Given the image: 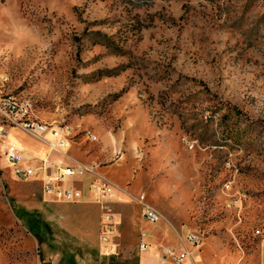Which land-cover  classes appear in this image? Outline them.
I'll list each match as a JSON object with an SVG mask.
<instances>
[{
  "label": "rangeland",
  "instance_id": "1",
  "mask_svg": "<svg viewBox=\"0 0 264 264\" xmlns=\"http://www.w3.org/2000/svg\"><path fill=\"white\" fill-rule=\"evenodd\" d=\"M104 68L112 73L97 77ZM6 93L36 119L71 127L81 160L125 182L135 214L144 193L178 230L198 231L195 264H264L254 231L264 226V0H0ZM0 122V264H65L82 251L92 263L94 241L98 256L111 255L99 210L91 220L89 207L43 195L39 172L15 177L6 144L42 142ZM169 222L141 226L168 228L178 248ZM127 244L134 262L140 250Z\"/></svg>",
  "mask_w": 264,
  "mask_h": 264
},
{
  "label": "built area",
  "instance_id": "2",
  "mask_svg": "<svg viewBox=\"0 0 264 264\" xmlns=\"http://www.w3.org/2000/svg\"><path fill=\"white\" fill-rule=\"evenodd\" d=\"M30 107L31 104L17 100L13 93L0 94V118L4 122L22 128L31 136L44 142L50 151L67 155L72 159V163L59 165L50 162L47 157H42L38 164H33L31 161L36 156L24 152L17 144L8 142L5 147V154L13 174L17 178H25L41 172L42 193L57 201H76L81 194L80 189L75 186L72 179L69 180L67 185H61L60 183L64 179L70 176L87 177L94 202L99 208V242L102 246V253H117V242L114 238L119 236L120 232L116 228L113 202L119 193L126 194V189L100 171L96 163L72 157L65 151L68 145L67 135H71V127H66L61 125V122L55 121L44 123L30 114ZM5 135L6 127L3 122H0V138L5 137ZM88 136L90 137L89 133ZM49 167H52V172L48 171ZM133 199L140 205L141 215L145 221L150 223H157L161 220L169 222L163 212L146 199L144 193L134 195ZM233 202H235L234 198L228 199L226 204L231 205ZM170 226L175 232L181 248L175 250L170 246H166L163 248V253L169 255L174 264H195L192 258L191 246L200 244L201 235L193 229L180 231L171 223ZM254 231L258 235H264V226H258ZM138 234V248L144 250L150 244L147 240L149 233L142 228ZM220 264L250 263L239 259L235 263L222 262Z\"/></svg>",
  "mask_w": 264,
  "mask_h": 264
},
{
  "label": "crops",
  "instance_id": "3",
  "mask_svg": "<svg viewBox=\"0 0 264 264\" xmlns=\"http://www.w3.org/2000/svg\"><path fill=\"white\" fill-rule=\"evenodd\" d=\"M6 132H7V128H6ZM21 149H23L24 152H26L30 155L36 156V158H34L31 161L33 164H38L40 161V158H42V157H47L50 162H53V163L59 164V165H67V164L72 163V159L70 157H68L67 155H64L62 153L56 152V151H50L44 142H42L38 148H32L29 150L24 149V148H21ZM65 151L72 157H76L78 159H81L82 156H84L86 158L85 155H83L82 153H79L75 150V146L73 143H71V141L70 142L68 141V145H67ZM119 158H121V156H119ZM52 170H53L52 167L48 168L49 172H52ZM39 174H40L39 178L41 180L42 174H41V172H39ZM70 179L73 180V183H74V181L78 182L79 185H76L75 183L74 184L81 191L79 199L74 201L75 203L73 204V206L75 208L80 209V210L85 209V207H89V209H91V216H92L91 220H95L96 219L95 215L97 213V210H99V208H98V205L94 202L93 193L89 189L88 178L87 177H79V176H73V177L70 176V177H67L66 179H64L60 184L61 185H67L69 183ZM119 184L121 185V183H119ZM122 187H124L126 189V183L125 182H124V184H122ZM43 195H45V194H43ZM43 199H45V196ZM52 200H54V199H52ZM54 201H57V200H54ZM113 209L115 211V214L118 216L117 224H118L119 229H120L119 230L120 231L119 253L121 251V256H118L117 253H113L111 255H105V256H100V255L98 256L97 255L98 252H97V248H96V241H94V243L92 245V248L96 254V260L94 262L90 263L86 259H84V256L82 255L83 251L80 254L81 256H79L78 259L74 258L73 255H71V253L65 254L64 255L65 257H62L63 253H61L59 255L58 259H60L62 257V261H66L65 264H174L171 257L169 255H165L163 253V250L160 247V245H168L175 250H179L181 248V245H180V247L176 248L170 242L169 236H168L169 230H168V228H164L163 226H160L161 227L160 230H156V232H154V233H151L150 231H148L149 237H150V244H149L148 250L146 251V249H144V250L138 251L135 261L131 262L127 257V253L129 252L128 248H130L131 245H128V244L126 245V241L128 239L132 243L133 250H134L135 245L138 247V232L140 229H142L141 223L147 224V222H145L143 217L141 218V215L135 214L134 211L136 210V204L134 202H131V201H126V194L125 193H119V195L117 196V198L113 202ZM75 218L87 220L88 219V213L80 212L79 215H75ZM136 223L139 224V229L135 228ZM29 225H31V223H29ZM33 229H34V227H33ZM33 232L35 235H41V232H43V229L37 227L35 230H33ZM80 232L83 233L84 231L81 230ZM136 233H137V238L133 239L131 235L136 234ZM81 241L84 242L83 240H81ZM197 246H191L193 259L198 254V250L196 248ZM141 251H144V252L141 253ZM42 261H43V259H42ZM236 261L237 260H235L231 263H235ZM49 264H61V263H55V259H50Z\"/></svg>",
  "mask_w": 264,
  "mask_h": 264
},
{
  "label": "trees",
  "instance_id": "4",
  "mask_svg": "<svg viewBox=\"0 0 264 264\" xmlns=\"http://www.w3.org/2000/svg\"><path fill=\"white\" fill-rule=\"evenodd\" d=\"M111 73H112V68H104L100 70V73L97 75V77L102 74H111Z\"/></svg>",
  "mask_w": 264,
  "mask_h": 264
},
{
  "label": "bare ground",
  "instance_id": "5",
  "mask_svg": "<svg viewBox=\"0 0 264 264\" xmlns=\"http://www.w3.org/2000/svg\"><path fill=\"white\" fill-rule=\"evenodd\" d=\"M16 98V97H15ZM17 99V98H16ZM17 100H19V101H25V100H21V99H17ZM26 103H28L27 101H25ZM31 108V107H30ZM92 138H94L95 139V137L94 136H92ZM67 142H68V135H67Z\"/></svg>",
  "mask_w": 264,
  "mask_h": 264
}]
</instances>
